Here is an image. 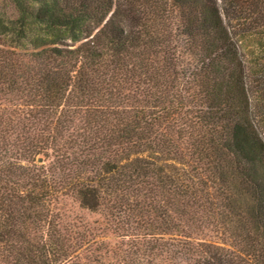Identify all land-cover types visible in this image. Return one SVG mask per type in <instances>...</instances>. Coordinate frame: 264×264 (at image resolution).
I'll return each instance as SVG.
<instances>
[{
    "label": "trees",
    "instance_id": "1",
    "mask_svg": "<svg viewBox=\"0 0 264 264\" xmlns=\"http://www.w3.org/2000/svg\"><path fill=\"white\" fill-rule=\"evenodd\" d=\"M11 3L0 264H264V0Z\"/></svg>",
    "mask_w": 264,
    "mask_h": 264
},
{
    "label": "rangeland",
    "instance_id": "2",
    "mask_svg": "<svg viewBox=\"0 0 264 264\" xmlns=\"http://www.w3.org/2000/svg\"><path fill=\"white\" fill-rule=\"evenodd\" d=\"M0 15L5 17L15 16V9L11 0H0ZM60 207L75 211L77 214L84 216V218L92 224L98 222L96 227L106 230L105 237H103L102 240L110 243L112 246H116L122 241L120 233L114 232V229L110 228V224L108 225L109 220L107 219L106 212L101 211L99 213H92L89 211H81L79 205L71 198H64L61 200Z\"/></svg>",
    "mask_w": 264,
    "mask_h": 264
},
{
    "label": "water",
    "instance_id": "3",
    "mask_svg": "<svg viewBox=\"0 0 264 264\" xmlns=\"http://www.w3.org/2000/svg\"><path fill=\"white\" fill-rule=\"evenodd\" d=\"M39 162H42V159H39Z\"/></svg>",
    "mask_w": 264,
    "mask_h": 264
}]
</instances>
